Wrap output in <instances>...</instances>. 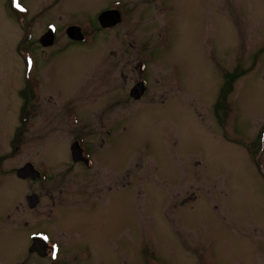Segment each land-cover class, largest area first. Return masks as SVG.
<instances>
[{
    "label": "rangeland",
    "instance_id": "1",
    "mask_svg": "<svg viewBox=\"0 0 264 264\" xmlns=\"http://www.w3.org/2000/svg\"><path fill=\"white\" fill-rule=\"evenodd\" d=\"M10 4L0 0V264H43L27 249L35 230L62 245L61 264H264V0ZM110 7L121 21L101 28ZM141 76L149 91L133 100ZM77 138L91 169L70 157ZM27 161L46 180L19 178ZM50 197L64 204L48 215Z\"/></svg>",
    "mask_w": 264,
    "mask_h": 264
},
{
    "label": "flooded vegetation",
    "instance_id": "2",
    "mask_svg": "<svg viewBox=\"0 0 264 264\" xmlns=\"http://www.w3.org/2000/svg\"><path fill=\"white\" fill-rule=\"evenodd\" d=\"M108 9H113V8H107V9H105V10H108ZM119 9V8H118ZM102 11H104V10H102ZM101 11V12H102ZM120 16H121V18H122V15H121V10H120ZM121 21V20H120ZM118 24V23H117ZM116 24V25H117ZM51 25H48V27H47V29H46V31L48 30V28L50 27ZM45 31V32H46ZM56 33V29H55V31H54V34ZM41 38V37H40ZM40 38H39V42H40ZM75 42V41H74ZM78 42V41H77ZM142 63V64H141ZM140 63V70L141 71H144L145 69V67H146V64H145V62H141ZM140 82H143V85H144V91H143V93H142V95L139 97V98H137V99H135V98H133L132 96H131V94H130V91H131V89L136 85V84H138V83H140ZM148 91H149V85H148V80H147V78L146 77H144V76H141V77H139L136 81H135V83H134V85L130 88V90H129V97L130 98H132L133 100H139L140 98H142V97H144L147 93H148ZM74 121L76 122V117H74ZM77 123V122H76ZM81 140V141H80ZM74 143H77L78 145H79V147L81 148V156H82V159H80V160H78V161H74L73 159H72V155H71V146L74 144ZM87 145V144H86ZM70 157H71V159H72V161L73 162H76V163H80V164H82L86 169H91V168H93L94 167V160H93V158L91 157V155H90V152L88 151V149H87V147L83 144V141H82V139H79V138H77L76 140H74L72 143H71V145H70ZM27 162H30V163H32V165H33V168L35 169V170H37L38 172H39V175H37V177L35 178V179H31L30 181L33 183V181L35 180V182L36 181H39V180H46L45 178H47V175L45 174V172H44V170H43V165H41V166H38L37 168L35 167V164L33 163V162H31V161H27ZM26 162V163H27ZM44 168L46 169V167H45V165H44ZM32 194H35L36 196H37V202L35 203V205H32V206H29V201H27V198H26V202H27V205L29 206V208L30 209H32V210H34V209H36L37 207H38V205H40V202H41V198L39 197V194H37V193H32ZM97 199H100V197H98V198H96V199H94V200H97ZM50 200H52V203H51V205H50V207H48V215H50V214H52V211L55 209V208H57V207H59V206H62L64 203H61V202H54V200H57V198L56 197H50ZM58 200H60V198L58 197ZM93 200V201H94ZM87 201H92V199H89V200H87ZM21 203V202H20ZM16 209H18V207H16ZM19 213V215H22V213H20V212H18ZM13 224V223H12ZM26 223L24 222V220H20V223H19V225L21 226V227H23V228H25V225ZM18 225V226H19ZM34 235H36V236H40L41 238H44V237H47V240H46V243H47V246H46V249H45V251H44V253H45V255L44 256H40L39 254H37L36 253V251H33V252H30L29 251V245L30 244H32V242H33V236ZM27 238H28V241H30V244L27 246V249H28V253L29 254H36L37 256H38V258H40V259H44L45 260V262L43 263V264H61V258H60V252H61V247H62V245L59 243V242H57L56 240H54V239H52L50 236H49V234L44 230V231H40V230H35V231H31V232H29V234H28V236H27ZM31 246V245H30ZM41 264H42V262H41Z\"/></svg>",
    "mask_w": 264,
    "mask_h": 264
},
{
    "label": "water",
    "instance_id": "3",
    "mask_svg": "<svg viewBox=\"0 0 264 264\" xmlns=\"http://www.w3.org/2000/svg\"><path fill=\"white\" fill-rule=\"evenodd\" d=\"M120 21V14L115 9H108L105 11H102L98 15V22L102 28H108L115 26ZM66 33L68 37L75 41H81L83 40V34L81 33V29L76 25H71L67 27ZM54 40V34L53 29L50 28L45 34H43L40 38V43L43 46L50 45ZM144 91V85L142 82L136 84L130 91V94L133 98L137 99L139 98ZM71 155L72 159L74 161H78L82 159L81 156V148L77 143H74L71 146ZM39 175V172L35 169H33L32 165L30 163L25 164L23 167L17 170V176L19 178L25 179L27 177H30L32 179H35ZM27 201H29V206L35 205L37 202V196L35 194L29 195L27 197ZM46 249V243L44 240L39 239L38 237H34L33 242L29 248L30 252L36 251L37 254L40 256H44Z\"/></svg>",
    "mask_w": 264,
    "mask_h": 264
},
{
    "label": "trees",
    "instance_id": "4",
    "mask_svg": "<svg viewBox=\"0 0 264 264\" xmlns=\"http://www.w3.org/2000/svg\"><path fill=\"white\" fill-rule=\"evenodd\" d=\"M241 73V72H240ZM238 72V70L230 73L227 72L225 74L226 83L223 87L221 93H220V99L218 101V104L216 106V110L220 112V110H225L227 107V101H228V94L234 90V85L236 80L241 76ZM262 139H264V132L261 135Z\"/></svg>",
    "mask_w": 264,
    "mask_h": 264
},
{
    "label": "snow or ice",
    "instance_id": "5",
    "mask_svg": "<svg viewBox=\"0 0 264 264\" xmlns=\"http://www.w3.org/2000/svg\"><path fill=\"white\" fill-rule=\"evenodd\" d=\"M17 7H19V4L16 5ZM45 240H47V237H44Z\"/></svg>",
    "mask_w": 264,
    "mask_h": 264
}]
</instances>
